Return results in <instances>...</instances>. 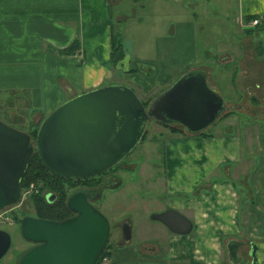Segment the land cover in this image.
Returning <instances> with one entry per match:
<instances>
[{
  "label": "crops",
  "instance_id": "0c3cea01",
  "mask_svg": "<svg viewBox=\"0 0 264 264\" xmlns=\"http://www.w3.org/2000/svg\"><path fill=\"white\" fill-rule=\"evenodd\" d=\"M254 16L261 24L246 29ZM114 20L123 21L115 63ZM145 21L152 32H129ZM75 36L76 47L62 52ZM197 68L221 95L220 114L195 132L160 122L178 131L164 139L168 197L158 211L178 210L192 229L178 234L162 223L167 230L137 246L139 228L126 221L129 240L119 243L120 228L107 247L111 264H253L251 250L263 257L264 0H0V120L18 129L79 92L132 81L160 92ZM233 241L242 243L231 259Z\"/></svg>",
  "mask_w": 264,
  "mask_h": 264
},
{
  "label": "water",
  "instance_id": "95a60500",
  "mask_svg": "<svg viewBox=\"0 0 264 264\" xmlns=\"http://www.w3.org/2000/svg\"><path fill=\"white\" fill-rule=\"evenodd\" d=\"M223 99L209 86L203 68L176 78L145 105L127 84L110 83L74 94L60 102L39 121L29 140L26 131L0 120V209L19 201V183L33 150L50 172L66 177L100 174L124 158L141 139L150 118L164 124H181L195 132L210 124L223 109ZM54 194L45 193L51 202ZM71 215L59 220L9 213L20 236L32 246L16 264H95L110 235V223L87 199L85 191H72L65 201ZM170 231L187 234L191 221L169 208L151 215ZM124 244L128 222L122 225ZM228 245L232 259L237 245ZM256 243H251V248ZM10 246V235L0 229V258ZM232 250H231V249ZM253 264L264 261L251 250Z\"/></svg>",
  "mask_w": 264,
  "mask_h": 264
},
{
  "label": "rangeland",
  "instance_id": "374dc122",
  "mask_svg": "<svg viewBox=\"0 0 264 264\" xmlns=\"http://www.w3.org/2000/svg\"><path fill=\"white\" fill-rule=\"evenodd\" d=\"M144 17L146 20L147 16ZM209 19H213L214 22L217 21L213 17H209ZM120 22L122 26L123 21L114 20L115 30ZM133 25L129 26V32L136 31V34L152 32L151 26L146 24V21L140 27L136 26V24ZM219 82V89L223 93L225 92L224 85L228 88V84H223L225 81L222 79ZM129 83L140 99L149 98L146 105H148L153 96L159 93L158 91H147L144 93L139 89L137 81ZM243 116L245 115L243 114ZM176 124V126H181L178 123ZM32 128L34 127L28 126V132H26H31ZM145 130L144 136L124 158L112 168L97 176L98 183L92 185L85 183L83 185L81 183L76 184L74 188L69 187L67 189V193H71L76 187L82 185L80 188L90 193L88 201L103 213L110 223L109 244L115 241L119 235L120 228L122 229V225L126 221L132 222L136 229L139 228L138 234H134L132 238L133 243L137 246L145 238L156 239L153 234L160 233L159 228H165L161 222L150 219V216L152 213L159 212L160 204L163 206L166 197H168L164 188L163 145L165 136L172 132L167 125L161 124L154 118L148 120ZM30 183L32 182L30 181L25 188L20 189L19 187V201L16 204L0 209V229L9 233L10 241L12 242L14 234L17 235L16 240H14L13 244L10 243L7 251L0 258V264H14L19 258L17 254L23 253L32 246L30 242L25 241L20 236L18 223L14 221L9 213V210L12 209L18 217L23 214L35 215L29 195L37 191L40 182L36 186ZM66 185L67 183H65ZM47 191V189H42L43 195Z\"/></svg>",
  "mask_w": 264,
  "mask_h": 264
},
{
  "label": "trees",
  "instance_id": "16d2710c",
  "mask_svg": "<svg viewBox=\"0 0 264 264\" xmlns=\"http://www.w3.org/2000/svg\"><path fill=\"white\" fill-rule=\"evenodd\" d=\"M121 32L118 29H114L112 31L111 36V61L117 62L123 57L122 52V43H121ZM77 45L76 36L73 38L71 43L66 45L61 51L65 53H69L73 50ZM143 103L146 105L149 98L141 99ZM39 122V121H38ZM37 122V123H38ZM35 124L34 128H32L30 135L33 139L36 131ZM170 130L178 131V128L172 125H168ZM146 132V130H145ZM144 134L142 135V137ZM141 137V138H142ZM105 172V171H104ZM88 176V177H66V176H59L52 172H50L45 166L41 163L40 159L35 150L32 151L30 158L28 160L27 166L23 171V174L20 179L19 187L22 189L25 188L28 183L31 181L35 186L38 182L39 186L36 192H32L29 196L31 202L33 204L34 216L43 218V219H50L59 221L71 215L70 211L67 209L65 205L66 197L69 193H67V189L69 187L74 188L76 184H96L97 176ZM67 183L68 187L65 186ZM78 186V185H77ZM82 187V185H80ZM77 188V187H76ZM42 189H47V192H51L54 194L53 200L51 202H47L45 200V194L43 195ZM57 194V195H55ZM109 239L99 255L95 264H99L101 258L107 255V247L109 246Z\"/></svg>",
  "mask_w": 264,
  "mask_h": 264
},
{
  "label": "built area",
  "instance_id": "2783aa9c",
  "mask_svg": "<svg viewBox=\"0 0 264 264\" xmlns=\"http://www.w3.org/2000/svg\"><path fill=\"white\" fill-rule=\"evenodd\" d=\"M261 22H262L261 16H254V17L249 18V20L244 23V26L246 29L247 28H254V27L258 26L259 24H261ZM30 184H32V183H30ZM99 264H111V263L108 259V256L105 255L101 258Z\"/></svg>",
  "mask_w": 264,
  "mask_h": 264
},
{
  "label": "flooded vegetation",
  "instance_id": "af4514ba",
  "mask_svg": "<svg viewBox=\"0 0 264 264\" xmlns=\"http://www.w3.org/2000/svg\"><path fill=\"white\" fill-rule=\"evenodd\" d=\"M28 135H29V138H28V139H29V140H32V137H31L30 133H28ZM112 167H113V166H112ZM112 167H111V168H112ZM109 169H110V168H109ZM102 173H103V172H102ZM80 187H81V186H78L77 188L74 189V191H75V190H79V189L83 190V189L80 188ZM83 191H84V190H83ZM85 193L87 194V199H89L90 193H88V192H85ZM69 194H70V193H69ZM69 194H68V195H69ZM68 195H67V196H68ZM53 196H54V195H53ZM23 215H24V214H23ZM25 215H26V214H25ZM21 216H22V215H21ZM31 216H33V215H31ZM14 221H16V220H14ZM16 222H17V221H16ZM109 236H110V235H109Z\"/></svg>",
  "mask_w": 264,
  "mask_h": 264
}]
</instances>
